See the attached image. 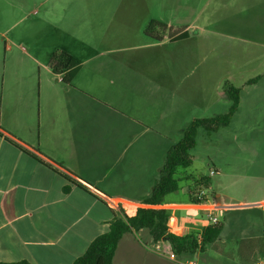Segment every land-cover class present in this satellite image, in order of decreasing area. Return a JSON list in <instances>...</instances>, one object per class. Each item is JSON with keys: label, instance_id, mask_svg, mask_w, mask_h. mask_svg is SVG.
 Instances as JSON below:
<instances>
[{"label": "crops", "instance_id": "0c3cea01", "mask_svg": "<svg viewBox=\"0 0 264 264\" xmlns=\"http://www.w3.org/2000/svg\"><path fill=\"white\" fill-rule=\"evenodd\" d=\"M191 11L180 0H0V262L73 264L139 208L167 210L178 236L224 208L218 193L194 203L190 183L144 203L169 149L226 97L207 54L225 31ZM151 20L173 36L149 38ZM60 52L77 63L71 79L50 66Z\"/></svg>", "mask_w": 264, "mask_h": 264}, {"label": "rangeland", "instance_id": "374dc122", "mask_svg": "<svg viewBox=\"0 0 264 264\" xmlns=\"http://www.w3.org/2000/svg\"><path fill=\"white\" fill-rule=\"evenodd\" d=\"M180 2L190 4L191 20L198 26L225 31L207 40L215 90L218 92L221 85L224 89L225 84L240 89L239 107L231 123L212 133L200 129L191 150L192 165L180 168L176 174L180 192L186 184L195 187V176L205 177L209 186L202 189L212 201L214 193L220 194L224 207L214 214L224 226L219 240L191 258L199 264L264 261V252L246 249L249 244L264 242V213L260 206L264 202V0ZM254 79L257 81L249 83ZM225 95L224 99H215L209 116L229 111L231 100L226 92ZM185 175L189 179L182 178ZM135 236L121 245L114 264H176L147 250L152 247V239L146 230Z\"/></svg>", "mask_w": 264, "mask_h": 264}, {"label": "trees", "instance_id": "16d2710c", "mask_svg": "<svg viewBox=\"0 0 264 264\" xmlns=\"http://www.w3.org/2000/svg\"><path fill=\"white\" fill-rule=\"evenodd\" d=\"M145 34L155 41H161L165 36L172 37L170 27L163 22L151 20L146 27ZM186 34H179L176 38H185ZM50 66L55 73L66 72L68 79H71L77 67L76 61L66 52L53 55ZM257 79L251 80L254 83ZM224 90L231 100L229 111L213 117L194 119L184 130L179 142L174 144L168 151L166 162L160 171L159 178L149 198L144 202L149 205H156L162 199L179 189V179L176 174L180 168H188L192 165L193 159L191 150L196 145V138L200 129L208 133L216 132L227 127L237 112L240 102V89L230 84H225ZM195 187L191 186V194L194 198L196 190L209 186V181L201 176L194 180ZM65 187V191L69 190ZM194 203H199L197 198ZM170 214L165 209L139 208L135 215L124 217L115 216L110 223L109 231L98 236L88 247L86 252L78 257L73 264H113L118 245L123 236L131 231L146 230L154 243L167 241L178 256L192 257L204 253L208 246L215 244L223 231V223L210 224L200 234L193 233L178 236L170 230ZM249 252H264V242L249 244ZM258 261L252 262L256 264ZM0 264H32L26 260L18 262H0Z\"/></svg>", "mask_w": 264, "mask_h": 264}, {"label": "built area", "instance_id": "2783aa9c", "mask_svg": "<svg viewBox=\"0 0 264 264\" xmlns=\"http://www.w3.org/2000/svg\"><path fill=\"white\" fill-rule=\"evenodd\" d=\"M211 174H214L213 171H211ZM197 199L199 202H203V200L207 196V192L204 189H201L197 195ZM153 206V205H152ZM260 206L263 207L262 211L264 213V202L260 204ZM210 224H217L219 220L216 216H210ZM154 252H156L158 255L167 258L168 260L176 263V264H199L196 260H194L191 257H184V256H178L175 251L173 250L171 244L167 241H160L156 243L153 247ZM256 264H264V261H258Z\"/></svg>", "mask_w": 264, "mask_h": 264}, {"label": "water", "instance_id": "95a60500", "mask_svg": "<svg viewBox=\"0 0 264 264\" xmlns=\"http://www.w3.org/2000/svg\"><path fill=\"white\" fill-rule=\"evenodd\" d=\"M180 232H181L180 230H177L174 233L177 234V235H179V234H181Z\"/></svg>", "mask_w": 264, "mask_h": 264}]
</instances>
